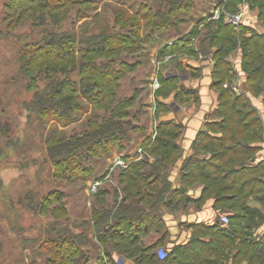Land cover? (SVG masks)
Returning a JSON list of instances; mask_svg holds the SVG:
<instances>
[{
  "label": "trees",
  "instance_id": "obj_1",
  "mask_svg": "<svg viewBox=\"0 0 264 264\" xmlns=\"http://www.w3.org/2000/svg\"><path fill=\"white\" fill-rule=\"evenodd\" d=\"M186 2L163 0L154 12L146 11L141 15L137 10L135 13L145 20V26L164 29V31H167L168 27H173L179 31L178 25L192 18V14H188L187 11L194 10L193 4ZM241 2L247 3L250 9H256L260 30H250L249 27L241 24L236 31L230 24L224 23L222 18L210 19L209 15V20L205 17L200 19L185 36L174 40L171 45L164 44L158 51L161 56L182 50L197 54L191 45L192 37L199 38L197 46L202 55L207 54L208 47H217L212 54L214 60L212 77L213 87L219 90L221 100L214 114L221 120L205 123L208 129L197 133L192 144L194 152L181 165L182 185L177 187L164 178V182H161L162 174L156 164L146 161L144 163L143 159L132 162L123 172L126 183L123 203H118L116 194L112 197L110 206L106 197L109 192L100 189L94 193V203L88 223L91 233H88L89 228L78 233H72L65 228L63 234H68L72 241L63 237L62 263L67 260L69 264H88L89 258L85 256L83 247L93 246L91 239L95 236L101 253L97 257V264H105L103 260L116 264L115 255L124 256L134 264H264V228H262L264 226V160L255 165L249 162L256 150L254 142L260 138L263 127L260 116L246 96L234 97L229 89L220 88L230 77V66L225 61V57L236 47L241 51V67L246 74L251 93L256 95L261 91V87H264V0H220L219 4L227 11L235 12ZM90 4L91 0H17L13 5L12 14L7 15L9 24H19L22 20H28L32 25L42 28L41 38L38 41L30 39L23 48L22 55L26 57L24 64L26 69L32 71L35 67L38 75L47 71L67 74L80 69V83L84 82L82 77L84 75L88 80L95 78L94 83L84 86L87 93L93 92L90 103L99 106L104 112H109L107 117L97 115L87 118L85 130L79 135H73L65 140L49 139L53 145L47 152L52 158L61 154L66 155L74 150L89 151L94 154L106 152L108 147L96 143L97 138H104L107 141L109 136L123 138V135H126L124 121H121V118L127 113L121 110V100H115V104L111 106L108 103L109 97H112L111 102L113 101L115 93L109 87L113 80L112 77H104L100 72L98 66L101 69L107 66L103 61L96 63L94 56L101 57L108 52H119L124 48L133 50L134 47L108 34L107 26L103 29L99 28L97 14L92 16L91 23L92 27L96 25L98 33H90L88 38L78 35L74 30L59 29L64 25L63 18L72 9L79 5ZM85 14L77 9L75 19L87 17L88 15ZM123 18L122 12L117 9L114 21L118 22ZM73 22L75 23V20L71 21V24ZM131 24L136 25L134 21ZM49 25L55 29L48 30ZM191 58L200 60L199 57ZM172 60L176 61V66L179 65L176 57ZM186 67L195 71L200 70L188 65ZM33 72L35 73V70ZM158 80L160 87L154 92L155 96L160 94L167 96L175 88L174 83H165L169 79L158 77ZM57 85L58 87L52 89L48 96L36 95L40 104L39 110L46 106L58 117H67L72 110H82V105L72 104V101L79 98L76 87H61L58 81H53L52 86ZM64 92L68 94L63 95ZM132 102L133 97H125V106H129ZM159 108L166 110L167 107L156 101L155 110L158 111ZM45 114L47 109L42 115ZM95 118L100 119L101 123L92 127ZM171 124V121H167L156 126L155 144L149 152L150 154L158 152L159 156L157 154L155 156L158 157L157 161L161 165L169 162L168 159L171 161L174 155L173 163L179 159L178 146L163 138L177 137L178 132L174 129L179 125L171 126ZM127 125L129 126V122L125 121V128ZM214 126L216 129L213 128ZM137 129L138 127L135 126L131 130L134 132ZM130 138L131 136H127V141H130ZM201 151H208L210 158H201ZM79 176L81 179H86V175ZM197 181L203 182L201 193L197 198L189 197L187 187L184 185L197 184ZM157 183L161 186L158 187ZM170 185L174 188V193L176 192L180 197L165 201L162 196ZM210 197L214 198L215 211L227 212V217L221 218L222 222L217 216L216 221L212 223L190 224L189 227L195 230V233H192L187 242L174 245L162 258H159L155 250L164 242L166 235H169L168 228L164 232L165 236L155 243H141L151 232L157 233L167 226L163 213L156 211L161 204L164 203L163 207L166 208L177 209L183 202L185 205L189 202L202 205ZM125 201H129L130 204L125 205ZM250 201L257 202L262 208L252 206ZM139 205L145 207H137ZM54 207V210L58 208ZM59 210L62 213L66 211L61 206ZM69 252L71 256L76 255L77 258H66L70 256Z\"/></svg>",
  "mask_w": 264,
  "mask_h": 264
},
{
  "label": "rangeland",
  "instance_id": "obj_2",
  "mask_svg": "<svg viewBox=\"0 0 264 264\" xmlns=\"http://www.w3.org/2000/svg\"><path fill=\"white\" fill-rule=\"evenodd\" d=\"M186 1L194 6V10H186L192 15H200L202 11L206 12L211 7L220 5V0H185V3ZM16 2L17 0H0V264H69L67 260L61 262L63 237L72 241L68 234H63L65 228L72 233L89 228L88 233H91L88 223L94 203V193L100 189L109 192L106 197L110 206L112 197L116 194L118 203H123L126 185L123 172L129 164L142 159L144 163L146 161L156 164L162 174L161 182H164V178L177 187L182 185L181 165L194 152L192 146L194 140L189 146L183 143L182 124L168 120L172 122L171 126L179 125L174 129L178 132L175 139L165 138L160 134L165 140L178 146V156L182 160L179 167L176 168L179 159L173 163L175 155L172 156L171 161L168 159L169 162L161 165L157 161L158 157L155 156L158 152L149 153L155 144L156 126L167 122L159 120V117L164 111H168L167 108L166 110L159 108L158 111L153 108L150 83L154 69V49L157 47L156 42L166 43L164 41L168 37L175 36L179 31L173 27H168V30L164 31V29L145 26V20L135 13L137 10L141 15L146 11L154 12L163 0H91L89 6L79 5L72 9L63 18L64 25L59 29L74 30L78 35L88 38L90 33H98L96 25L92 27L91 23L92 16L97 14L99 28L103 29L107 26L108 34L134 47L133 50L124 48L119 52H108L101 57L94 56L96 63L103 61L107 66L104 69L98 66L100 72L104 77H112L113 80L109 87L115 93L113 101L111 102L112 97H109L108 103L111 106L115 104V100H121V110L127 113L121 118V121H124L126 135L124 134L123 138L109 136L107 141L104 138H97L96 143L108 147L106 152L94 154L89 151L74 150L66 155L61 154L52 158L47 152L53 145L49 139L65 140L73 135H79L85 130L87 118L97 115L108 116L109 112H104L99 106L90 103L93 92L87 93L84 86L94 83L95 78L88 80L84 75L82 76L84 82L80 83V69L67 74L47 71L39 75L36 74L35 67L32 71L26 69L24 65L26 57L22 55L23 48L30 39L38 41L41 38L42 28L32 25L28 20H22L19 24H9L7 15L12 14ZM240 4L247 12L249 9V13L256 10L250 9L245 2L239 3L238 6ZM77 9L88 16L76 20ZM117 9L124 17L118 22L114 21ZM73 20L75 23L71 24ZM132 21L136 25H132ZM178 26L181 29V24ZM47 29L55 28L52 29L49 25ZM191 60L195 59L187 57L184 64L190 66L188 62ZM169 62L162 66L169 67ZM178 66H181L180 63ZM156 70L157 67L154 71ZM191 77L196 76L192 74ZM53 81H58L61 87H76L79 98L72 101V104L82 105V110H72L67 117H58L46 106L39 110L40 104L36 95H50V91L58 87V85L52 86ZM67 94V92L63 93V95ZM125 97H133V102L129 106H125ZM45 109L47 114L43 116ZM210 118L216 119L218 116ZM125 121L129 122L126 128ZM93 123L92 127L100 124L101 120L95 118ZM135 126L138 129L133 132L131 129ZM213 128L216 129L215 126ZM206 129L208 128L204 125L202 130ZM127 136H131L130 141H127ZM159 152L162 153L161 150ZM200 157L210 158V154L208 151H201ZM118 160L122 162L117 164ZM82 174L86 175V179H81L79 175ZM94 182L99 183L97 188L92 190L91 186ZM196 183L184 185L187 187L189 197L197 198V191L201 193L203 182ZM156 185L161 186L158 183ZM170 186L162 196L165 201L180 197ZM127 203L130 204L129 201H125V205H128ZM205 203L214 211L215 217L219 216L220 222H222L221 218L227 217V212L214 210L212 197L206 199L202 205L192 202L185 205L183 202L177 209L163 207V203L156 211L163 213L164 220H168L169 217L175 220L178 213L201 212ZM54 206L58 208L54 210ZM60 206L66 210L65 213L59 210ZM137 207H145V205ZM184 219L186 218L177 219V225L178 228L189 232L190 237L195 233V230L189 227L190 224L216 221V218L198 222H186ZM166 229L167 226L157 233L151 232L141 243H155L165 236ZM91 241L93 246H84L83 251L89 258L88 264H97V257L101 254L100 246L95 236ZM173 243L174 239L167 234L164 242L155 250L159 258L167 254L165 249ZM68 255H70L66 257L68 259L77 258L76 255L71 256V252ZM117 257L119 258L116 264L125 258ZM103 262L113 264L105 260Z\"/></svg>",
  "mask_w": 264,
  "mask_h": 264
},
{
  "label": "crops",
  "instance_id": "obj_3",
  "mask_svg": "<svg viewBox=\"0 0 264 264\" xmlns=\"http://www.w3.org/2000/svg\"><path fill=\"white\" fill-rule=\"evenodd\" d=\"M213 7L209 11H202L200 15H192L191 20L181 24V29H179V33L173 37H168L164 42H157V47L154 49L153 61H154V69L157 67V78H165L169 79L168 84L175 83V88L171 90L170 94L167 96L159 95L155 96L153 94V108H155V102H160L166 105L168 111H164L163 114L159 117V120H173L177 123H180L184 126L183 131V143L185 142L187 146H189L192 141L195 139L196 134L203 129L205 123L211 121H220L221 119L218 117L216 119H211L210 117L216 116L214 114L215 109L218 107L220 103V95L219 90H216L213 87V77H212V69L214 66V60L212 59V54L217 50L216 46L208 47V51L206 55H202L198 51L197 39L196 37H192L191 45L197 54H192L187 51H180L173 54H166L161 56L158 53L159 49L164 44L171 45L174 40L180 39L185 36L191 27L196 24L200 19L204 17L206 20L210 15V12ZM202 10V9H201ZM252 14V15H251ZM256 11H252L249 13L244 10L242 25L245 27H249L250 30H260L261 27L257 23ZM207 43V42H206ZM158 54L160 56H158ZM174 57L177 58V62L180 63L181 66H176V61L172 60ZM187 57H199L202 62V67L200 70L195 71L186 67L185 59ZM241 51L239 47L233 49L226 57L225 61L230 66V77L225 80L221 89H229L232 96L236 97L239 95L246 96L251 103V106L256 110L257 114L260 116L262 123V132L260 138L255 141L256 150L254 153V157L249 160L251 165H255L260 161L264 160V87H261V91L254 95L249 90L247 85L246 74L243 72L241 67ZM171 61V62H169ZM169 62V67H163L165 63ZM175 62V63H174ZM151 74L156 72L154 71ZM192 74H195L196 77H191ZM169 87V86H168ZM220 135V134H213ZM253 143V144H254ZM182 160H178L176 162V168L180 166ZM199 190V189H198ZM198 194L200 193L197 191ZM196 195L197 197L199 195ZM206 204V203H205ZM252 206L261 207L257 202L250 201ZM262 208V207H261ZM177 218L172 219L171 217L167 220V228L169 235L172 239H174V243L169 245L165 252L167 253L174 245L179 243H185L190 237L189 232H185L178 228L177 219L186 218V222H198L202 221H211L215 218L214 211L207 204L202 207L201 212L197 211L181 213L176 216ZM180 223V222H179ZM181 225V224H179ZM264 228V226L262 227ZM146 239V238H144ZM184 241V242H183ZM115 260H118L119 257L114 256ZM117 264H134L133 261L129 259H122L117 262Z\"/></svg>",
  "mask_w": 264,
  "mask_h": 264
},
{
  "label": "built area",
  "instance_id": "obj_4",
  "mask_svg": "<svg viewBox=\"0 0 264 264\" xmlns=\"http://www.w3.org/2000/svg\"><path fill=\"white\" fill-rule=\"evenodd\" d=\"M244 10L245 9L242 7V4L237 6V10L235 12H229L223 6L221 7L220 5H217V6L215 5L210 12L209 18L210 19L222 18L224 23L230 24L233 27V29L237 31V28L242 24ZM188 63L190 64L191 67H194V68L202 67V63L198 60L197 61L191 60ZM159 87H160V83L157 78V70H156V72L153 74V77L150 83V88H151L152 93L154 94V92ZM121 162L122 160H118L116 163L120 164ZM98 183L99 182H94L91 186V189L95 190L97 188Z\"/></svg>",
  "mask_w": 264,
  "mask_h": 264
}]
</instances>
